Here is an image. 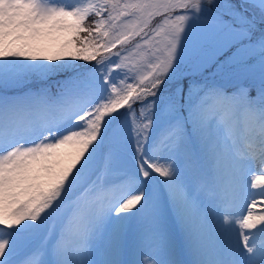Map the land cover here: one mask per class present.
<instances>
[{"label": "snow or ice", "instance_id": "6c2138e0", "mask_svg": "<svg viewBox=\"0 0 264 264\" xmlns=\"http://www.w3.org/2000/svg\"><path fill=\"white\" fill-rule=\"evenodd\" d=\"M169 213L264 264V0H0V264H184Z\"/></svg>", "mask_w": 264, "mask_h": 264}, {"label": "rangeland", "instance_id": "374dc122", "mask_svg": "<svg viewBox=\"0 0 264 264\" xmlns=\"http://www.w3.org/2000/svg\"><path fill=\"white\" fill-rule=\"evenodd\" d=\"M137 59L139 60L140 58L137 57ZM227 87H229V86H227ZM231 88L232 87H229L228 89L231 90ZM240 210H241V207L239 206V211H238L239 213H240ZM168 221H169V223H168L169 227H171V224H174V229H173L174 232L172 231L173 241H174V243H175V245H176L178 250H180L178 248V246L181 248L180 259L182 260L183 256H185V253H186L185 250H187V248L184 245L182 234H181L180 230H178L179 228H178V226L176 224L175 217L171 213H169V215H168ZM131 243H132V241H129V247H131ZM182 249H184V250H182ZM125 258L130 259L132 257L128 256V257H125Z\"/></svg>", "mask_w": 264, "mask_h": 264}, {"label": "bare ground", "instance_id": "6f19581e", "mask_svg": "<svg viewBox=\"0 0 264 264\" xmlns=\"http://www.w3.org/2000/svg\"><path fill=\"white\" fill-rule=\"evenodd\" d=\"M253 190H255V189H253ZM239 206L240 205H237L233 210L236 212V213H239L238 211H239ZM168 223H169V221H168ZM170 228V230H171V232L173 231L174 232V224H171V227H169ZM179 230V229H178ZM184 254V253H183ZM185 256L187 257V258H189V262H188V264H191V260H192V256H191V254L187 251L186 253H185Z\"/></svg>", "mask_w": 264, "mask_h": 264}, {"label": "trees", "instance_id": "16d2710c", "mask_svg": "<svg viewBox=\"0 0 264 264\" xmlns=\"http://www.w3.org/2000/svg\"><path fill=\"white\" fill-rule=\"evenodd\" d=\"M58 78H59V77H53L52 80H56V79H58Z\"/></svg>", "mask_w": 264, "mask_h": 264}]
</instances>
